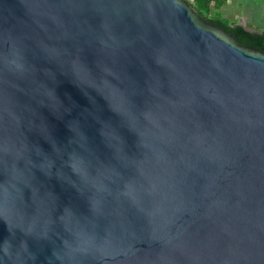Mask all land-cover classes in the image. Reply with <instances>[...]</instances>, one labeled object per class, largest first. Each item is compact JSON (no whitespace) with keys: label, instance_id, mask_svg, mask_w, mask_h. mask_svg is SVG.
<instances>
[{"label":"water","instance_id":"water-1","mask_svg":"<svg viewBox=\"0 0 264 264\" xmlns=\"http://www.w3.org/2000/svg\"><path fill=\"white\" fill-rule=\"evenodd\" d=\"M0 264H264V51L186 0H0Z\"/></svg>","mask_w":264,"mask_h":264},{"label":"trees","instance_id":"trees-1","mask_svg":"<svg viewBox=\"0 0 264 264\" xmlns=\"http://www.w3.org/2000/svg\"><path fill=\"white\" fill-rule=\"evenodd\" d=\"M187 1V0H186ZM230 0H190L200 17L210 23L218 25L226 32L237 37L241 45L264 51V31L253 34L246 27L236 25L222 14L223 7Z\"/></svg>","mask_w":264,"mask_h":264},{"label":"rangeland","instance_id":"rangeland-1","mask_svg":"<svg viewBox=\"0 0 264 264\" xmlns=\"http://www.w3.org/2000/svg\"><path fill=\"white\" fill-rule=\"evenodd\" d=\"M238 2V0H231L223 7L221 12L224 15V18L229 19L231 22H236L237 19L239 20L241 17L247 16L251 19L253 22L252 25L254 26H256V24L264 23V11H261L256 4L247 6L246 0H242V7H240ZM255 17L256 19L254 20ZM261 28H263V26Z\"/></svg>","mask_w":264,"mask_h":264},{"label":"crops","instance_id":"crops-1","mask_svg":"<svg viewBox=\"0 0 264 264\" xmlns=\"http://www.w3.org/2000/svg\"><path fill=\"white\" fill-rule=\"evenodd\" d=\"M231 1V0H230ZM229 1V2H230ZM238 5H240V7H242V0H238ZM247 2V6H251L253 4H256L258 6L259 9H261V11H264V0H246ZM260 5V7H259ZM262 13V12H261ZM256 19V17L254 18V20ZM236 25H242L247 27L248 29L257 31V32H263L264 31V23L263 24H256V26L252 25L253 22L251 21L250 18H248L247 16L245 17H241L239 20L237 19L236 22H233ZM263 26V28H261Z\"/></svg>","mask_w":264,"mask_h":264},{"label":"built area","instance_id":"built-area-1","mask_svg":"<svg viewBox=\"0 0 264 264\" xmlns=\"http://www.w3.org/2000/svg\"><path fill=\"white\" fill-rule=\"evenodd\" d=\"M187 1H190V0H187Z\"/></svg>","mask_w":264,"mask_h":264}]
</instances>
